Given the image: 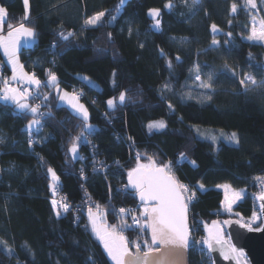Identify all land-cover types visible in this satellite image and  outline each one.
I'll return each instance as SVG.
<instances>
[{"label": "trees", "instance_id": "1", "mask_svg": "<svg viewBox=\"0 0 264 264\" xmlns=\"http://www.w3.org/2000/svg\"><path fill=\"white\" fill-rule=\"evenodd\" d=\"M255 18L264 23V0H0V35L34 33L19 61L45 104L0 101V264H75L81 246L89 264H123L94 235L93 214L76 224L50 198L57 185L73 202L85 194L132 252L135 233L116 211L138 206L128 181L148 164L195 191L191 212L206 229L230 219L259 229L264 39H252ZM0 61L10 79L1 50ZM58 89L81 92L90 119L61 105ZM225 185L247 192L230 213ZM210 263L190 251V264Z\"/></svg>", "mask_w": 264, "mask_h": 264}, {"label": "water", "instance_id": "2", "mask_svg": "<svg viewBox=\"0 0 264 264\" xmlns=\"http://www.w3.org/2000/svg\"><path fill=\"white\" fill-rule=\"evenodd\" d=\"M200 4L202 0H193ZM129 190L138 203L148 208V226L153 251L147 254L127 252L123 264H190L189 208L179 182L165 169L154 165L140 168L129 177ZM262 226L252 229L230 219L214 224L209 231L210 254L213 264H264V196L258 199ZM226 236L225 249L219 240Z\"/></svg>", "mask_w": 264, "mask_h": 264}, {"label": "rangeland", "instance_id": "3", "mask_svg": "<svg viewBox=\"0 0 264 264\" xmlns=\"http://www.w3.org/2000/svg\"><path fill=\"white\" fill-rule=\"evenodd\" d=\"M25 3L28 8V0H25ZM2 16H5L4 12L2 13ZM100 17L95 18V20H92L91 23L93 25L97 24V21L100 19ZM3 18L4 17H2V19ZM252 39L255 40L256 42H261L262 39H264V23L259 18H255L254 20V34ZM34 43H35L34 33L29 28L17 27L0 35V50L3 53V56L10 61V66L13 70V77L7 79V82L12 83L13 85L16 84L14 85L15 89L12 88L10 89V87L8 88L6 86H3L2 89H0L6 91L5 93L6 97L2 98L0 96V101L4 103L9 102L10 104L16 105L21 110H27L30 108V106H29V102H27L28 99L24 97V95L20 92V89H17L18 87L17 84L18 83L28 84L36 88L39 85L38 80L34 76L28 74L22 68L21 63L19 61V53L22 50V48L32 47L34 46ZM58 94L61 105L70 108L76 115H78L79 117L83 118L86 121L90 119L89 110L87 109L86 105L80 99L76 98V96L73 93L58 89ZM89 129H91V127ZM71 156L73 157V159H79L81 157L79 142H77L71 149ZM152 165L148 164L142 168L149 170ZM171 172H174L172 168H171ZM220 189L224 193L223 208L227 213H230L237 206V204L242 202L243 199L247 196L246 191H236L228 185L222 186L220 187ZM260 191L261 194L255 197V200L259 205L258 209H260V204L258 202V199H261L264 196L263 194L264 190H260ZM189 196L190 198L195 199V197L193 196V192H190ZM145 209L148 212V208L146 207ZM102 212L96 211L90 217L91 228L93 229V233L97 237V239L102 242L109 255H111L117 261L121 260L123 262L124 255L130 251L128 243L126 242L124 237L119 234L118 230H116L115 228H111L108 225L104 217L105 213L103 212L104 214H101ZM258 217H261V214L257 217L255 216V218ZM194 218L196 221H200L204 223L203 220H201L199 217L195 215ZM226 222L227 221L225 220L224 223L221 222L220 224L223 225ZM242 223L248 226L247 222L245 223L244 221H242ZM210 229L211 228L206 229L205 227L206 236L209 235ZM193 241L196 242L195 245H199L201 241H203V238L201 237L200 239V237H196L193 238ZM206 242L208 243V249L210 251L209 238H206ZM227 242H228V238L226 236H223L219 240V244L222 247V249L226 248ZM193 249H196V246L191 248V251H193ZM203 255L204 254H202V257ZM88 257H89V249L85 246H81L76 253L71 255L70 259L75 264H89Z\"/></svg>", "mask_w": 264, "mask_h": 264}, {"label": "built area", "instance_id": "4", "mask_svg": "<svg viewBox=\"0 0 264 264\" xmlns=\"http://www.w3.org/2000/svg\"><path fill=\"white\" fill-rule=\"evenodd\" d=\"M3 78V79H2ZM7 74H6V64L3 61H0V81L1 83H5L10 88L15 89L16 84H12L7 82ZM250 81L254 82L252 79H249ZM17 89H20V92L28 99V101H31L32 103L36 104L37 108L43 109L45 108V104L43 103L41 96L36 88L33 86H30L28 84L18 83ZM46 86L43 85V88ZM73 94L76 96V98L83 100L84 95L74 90ZM41 118L45 116L44 112H41L39 115ZM92 134H95L93 131ZM88 141L86 142L89 148V152L94 157L98 154V145L91 139L88 138ZM178 164L180 165V161H178ZM102 164L99 163L98 167H101ZM169 174L173 175V172L168 171ZM181 186V189L184 193L187 206L189 208V212L191 213L192 218H190V248H193L196 246L195 250L199 255H210L211 254L208 249V243L206 242V232L204 223L200 221H196L194 218V215L191 212L192 206L196 204V193L194 190H192L189 185L184 183H179ZM259 187L261 190H264V181L260 182ZM122 190V189H121ZM190 192H193V196L195 199L190 198L189 194ZM264 194V192H263ZM51 203L54 205V208L56 211L61 212L63 215H73L75 218V223H80L82 219L89 215L93 214L96 211L104 212V210L101 208V206L97 205L96 203L92 202L85 194L83 195L82 199L78 202H73L70 199L67 198L66 195L63 193V189L60 185H57L53 189V195L52 198H50ZM146 206H142L138 204V206H128V207H120L116 214L121 217H125L129 222V226L132 229V231L135 233V241H134V249L135 247L139 249V252L147 254L152 252V244L150 240V233H149V226H148V212L146 211ZM201 237L203 238V241L199 245H195L196 242L193 241V238ZM194 251V252H195ZM246 259V258H245ZM213 264V261L211 259V263Z\"/></svg>", "mask_w": 264, "mask_h": 264}, {"label": "crops", "instance_id": "5", "mask_svg": "<svg viewBox=\"0 0 264 264\" xmlns=\"http://www.w3.org/2000/svg\"><path fill=\"white\" fill-rule=\"evenodd\" d=\"M19 28H24V27H19ZM4 59H5V62L8 64V66H9V69H10V71H11V78L13 77V70H12V68H11V66H10V61L7 59V58H5L4 57ZM0 89H2V87L0 88ZM5 93H6V91L5 90H0V96L2 97V98H4V97H6V95H5ZM5 95V96H4ZM7 103H9V102H7Z\"/></svg>", "mask_w": 264, "mask_h": 264}, {"label": "bare ground", "instance_id": "6", "mask_svg": "<svg viewBox=\"0 0 264 264\" xmlns=\"http://www.w3.org/2000/svg\"><path fill=\"white\" fill-rule=\"evenodd\" d=\"M189 218H192L191 213L189 212ZM253 229V228H252ZM240 263H247L248 264V260L244 259V261H240Z\"/></svg>", "mask_w": 264, "mask_h": 264}]
</instances>
